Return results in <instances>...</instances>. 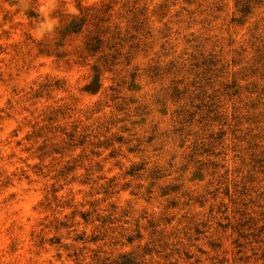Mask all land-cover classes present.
Returning a JSON list of instances; mask_svg holds the SVG:
<instances>
[{
  "label": "rangeland",
  "instance_id": "374dc122",
  "mask_svg": "<svg viewBox=\"0 0 264 264\" xmlns=\"http://www.w3.org/2000/svg\"><path fill=\"white\" fill-rule=\"evenodd\" d=\"M0 264H264V0H0Z\"/></svg>",
  "mask_w": 264,
  "mask_h": 264
}]
</instances>
